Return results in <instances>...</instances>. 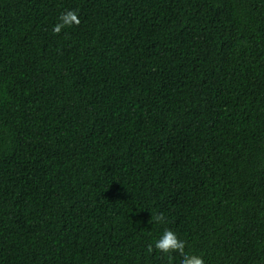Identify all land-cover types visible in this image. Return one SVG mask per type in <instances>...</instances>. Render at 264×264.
<instances>
[{
	"label": "trees",
	"instance_id": "1",
	"mask_svg": "<svg viewBox=\"0 0 264 264\" xmlns=\"http://www.w3.org/2000/svg\"><path fill=\"white\" fill-rule=\"evenodd\" d=\"M0 264H264V0H0Z\"/></svg>",
	"mask_w": 264,
	"mask_h": 264
}]
</instances>
